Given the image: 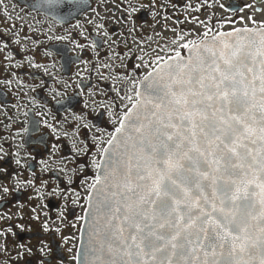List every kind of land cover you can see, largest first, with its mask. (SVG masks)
Wrapping results in <instances>:
<instances>
[{
	"label": "snow or ice",
	"instance_id": "6c2138e0",
	"mask_svg": "<svg viewBox=\"0 0 264 264\" xmlns=\"http://www.w3.org/2000/svg\"><path fill=\"white\" fill-rule=\"evenodd\" d=\"M46 3L67 8L63 21L84 0ZM209 31L199 43L173 39L188 57L157 55L118 119L109 106L118 126L106 141L93 136L101 156L87 199L98 215L76 264H264V25ZM45 248L39 264H52Z\"/></svg>",
	"mask_w": 264,
	"mask_h": 264
},
{
	"label": "flooded vegetation",
	"instance_id": "af4514ba",
	"mask_svg": "<svg viewBox=\"0 0 264 264\" xmlns=\"http://www.w3.org/2000/svg\"><path fill=\"white\" fill-rule=\"evenodd\" d=\"M38 1L0 0V264H39L47 259L45 245L52 264H76L89 186L98 172L93 161L101 156L93 136L106 141L118 126L109 106L117 119L131 107V81L139 88L157 55H186L171 43L178 35L181 44L199 43L208 29L210 38L264 25L258 0H84L63 21L58 15L66 7L39 10ZM136 64L141 67L134 72Z\"/></svg>",
	"mask_w": 264,
	"mask_h": 264
},
{
	"label": "water",
	"instance_id": "95a60500",
	"mask_svg": "<svg viewBox=\"0 0 264 264\" xmlns=\"http://www.w3.org/2000/svg\"><path fill=\"white\" fill-rule=\"evenodd\" d=\"M46 7H49L47 5V3H46V0H39L37 2V9L44 10ZM50 15H52V16L54 15V17H55V15H57V13L52 12V14H50ZM188 55H189V52L187 51L186 55H181V56H183L186 59L188 57ZM95 203H96V200H95V196H94L93 197V209L90 211L89 210V201H88L87 208H86V211H85V214H84L83 224H82L81 231H80L77 252L82 247L87 246L88 229H89V226H90L89 222L92 221L94 219V217H96L98 215V213H96V211H95ZM86 213H87V216H86ZM101 226H103V220H101Z\"/></svg>",
	"mask_w": 264,
	"mask_h": 264
}]
</instances>
